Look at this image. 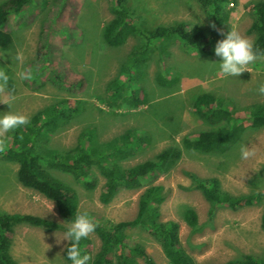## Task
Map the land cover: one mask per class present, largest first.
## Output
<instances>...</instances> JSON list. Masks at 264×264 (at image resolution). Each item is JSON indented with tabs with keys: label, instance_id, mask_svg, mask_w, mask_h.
<instances>
[{
	"label": "rangeland",
	"instance_id": "1",
	"mask_svg": "<svg viewBox=\"0 0 264 264\" xmlns=\"http://www.w3.org/2000/svg\"><path fill=\"white\" fill-rule=\"evenodd\" d=\"M207 1L126 0L137 32L114 47L105 44L101 35L103 24L111 17L107 0H29L17 16H8L3 24L11 43L0 51V70L10 77L8 91L15 96L11 110L31 116L58 99H66L73 106L72 118L44 143V147L58 151L76 147V136L86 126L96 128L100 141L131 129L135 136L141 135L144 139L127 147L121 159L125 166L152 159L167 145H179L186 133L209 129L211 126L196 115L193 107L196 96L203 93L218 100L220 103L215 104L237 120L246 118L256 104L264 102V95L258 91L264 84V58L249 65V72L224 77L220 74V58L215 55L214 47L223 39L217 29L225 33L236 29L253 40L254 34L247 32V28L252 21L250 8L255 0L229 2L226 5L228 22L215 29L208 21ZM175 21L200 26L211 54H199L181 41L167 43L165 40L160 51L150 50L156 41L146 48L144 34ZM134 48H146L140 52V58L146 61L138 67L141 73L132 67L129 74L122 73L127 79L122 84L124 94H142L143 104L117 105L113 99L117 98L109 95L106 84L120 75L121 66L127 64L128 54ZM27 69L33 71V78L19 79L18 73ZM157 76L163 81L158 82ZM170 78L172 82L167 81ZM116 81L120 84L119 76ZM6 98L7 94H0V100ZM8 110L9 106L0 102V114ZM244 123L238 139L225 151L202 152L182 147L180 157L168 171L150 173L136 188H121L107 203L98 199L105 178L96 166L90 167L96 177L95 186L87 190L69 173L49 163L51 174L76 190L78 208L99 221L85 246L87 254L92 259L105 255L107 226L133 218L140 192L147 186L161 185L159 219L178 223L180 243L194 264H222L243 256L264 264L261 227L264 127L251 128ZM242 143L256 150L254 158L241 159ZM16 169L15 162L0 158V212L30 213L51 219L60 227L47 231L22 224L15 226L9 246L13 259L16 264H69L62 255L66 240L57 243V238L63 236L71 222H64L57 215L51 200L22 186L16 179ZM204 177L217 178L220 189L231 195L257 194V197L237 208L218 204L209 214L208 202L194 186L196 179ZM51 205L55 215L47 212ZM186 207L196 213L194 228L183 221L182 212ZM121 240L126 248L145 250L155 264H169L157 241L144 229L126 228ZM109 259L114 262L113 254ZM137 261L144 264L140 257Z\"/></svg>",
	"mask_w": 264,
	"mask_h": 264
},
{
	"label": "trees",
	"instance_id": "2",
	"mask_svg": "<svg viewBox=\"0 0 264 264\" xmlns=\"http://www.w3.org/2000/svg\"><path fill=\"white\" fill-rule=\"evenodd\" d=\"M29 0H1L0 1V51L7 49L11 43L8 31L3 28L8 16H17ZM108 10L111 17L103 24L101 35L108 46H119L126 39L137 32L134 21L130 18V9L126 0H107ZM204 1V0H198ZM232 0H208V21L215 26H221L229 20V8L226 5ZM208 3V4H207ZM252 21L247 32L254 34V45L260 55L264 54V0H255L250 8ZM145 35V45L156 41L152 50L163 49V41L178 42L193 48L197 53L210 55L212 50L206 43V35L197 24L186 21H175L166 26H156ZM171 45V43L169 44ZM134 48L127 57V64L120 68L119 80L114 77L107 82L106 88L109 95L116 97L117 105L122 103L129 107L143 104V95L138 92L124 94L125 88L122 73L131 71V67L138 69L144 66V58H140L142 51ZM158 82L163 79L156 77ZM172 82L170 78L167 80ZM165 82V81H164ZM112 85V86H111ZM112 87V88H110ZM211 100L213 104H211ZM208 94L196 96L193 107L196 115L203 119L211 127L206 130L186 133L181 137V143L170 144L158 151L152 159H147L134 165L125 166L121 159L126 155V149L132 142L143 140L139 135L135 136L131 129L111 137L106 141H100L96 128L83 127L76 136V147L58 151L44 147L49 135L61 126L67 124L72 118V108L66 99H58L42 110L36 111L30 116V124L9 134V146L6 152L0 153V158L17 164L16 179L24 187L31 188L45 198L52 201L57 215L64 222H72L78 208V195L76 190L68 183L55 177L49 171V165L69 173L76 182L87 190L94 188L96 177L91 172L92 166H96L99 173L105 178L98 199L101 203H107L121 188H136L140 186L141 179L152 172L168 171L180 157L182 147L189 150L202 152L225 151L233 144L245 128L244 121L251 128L264 127V102L256 104L255 109L246 118L233 117L230 112L217 105L218 102ZM217 103V104H215ZM50 163V164H49ZM49 164V165H48ZM194 186L200 189L205 201L208 202V213L222 204L229 208H237L241 205L250 204L257 194L231 195L220 189L215 177L196 179ZM163 195L161 185L145 187L137 199L136 213L129 220L118 221L109 224L105 231L106 254L100 258H94L89 264H139L140 257L144 264H155L145 250L126 248L122 244V234L126 228L139 227L147 231L159 244L160 249L169 264H194L192 257L182 247L178 234V223L175 220L159 219V203ZM89 213V212H88ZM90 214V213H89ZM91 215V214H90ZM92 216V215H91ZM183 221L194 228L197 216L193 208L186 207L182 212ZM39 227L43 230H53L60 225L38 215L18 212H0V264H16L10 251V235L17 225ZM261 227L264 229V215L261 217ZM67 231V227L65 228ZM88 238L81 241L82 253H86L85 246ZM68 241L62 251L64 259H67L66 249ZM113 254L114 262H109ZM259 260L243 256L242 258L229 259L222 264H259Z\"/></svg>",
	"mask_w": 264,
	"mask_h": 264
},
{
	"label": "clouds",
	"instance_id": "3",
	"mask_svg": "<svg viewBox=\"0 0 264 264\" xmlns=\"http://www.w3.org/2000/svg\"><path fill=\"white\" fill-rule=\"evenodd\" d=\"M210 26L214 29L216 27L215 24ZM217 31L223 36V39L218 40L214 47L215 55L220 58L219 71L222 76L238 77L245 71L249 72V65L257 59L264 58L255 48L254 41L242 35L238 30L231 29L226 33L219 29ZM33 76L34 73L31 69L18 73L21 80H31ZM9 79L8 74L0 70V94H7V98L0 100V102L9 106L8 111L0 114V153L7 151L10 133L30 124L29 115L11 110V104L15 100V96L8 91ZM258 91L264 95V84L259 86ZM240 156L243 160H249L256 156V150L242 143L240 145ZM259 170L256 169L255 171ZM47 212L55 215L53 205ZM98 225L99 221L95 220L86 210L77 211L74 220L67 225V231L62 237L57 238V243H60L61 240L68 241L66 254L71 264H89L92 256L82 253L81 241L89 238Z\"/></svg>",
	"mask_w": 264,
	"mask_h": 264
},
{
	"label": "crops",
	"instance_id": "4",
	"mask_svg": "<svg viewBox=\"0 0 264 264\" xmlns=\"http://www.w3.org/2000/svg\"><path fill=\"white\" fill-rule=\"evenodd\" d=\"M264 55V54H263Z\"/></svg>",
	"mask_w": 264,
	"mask_h": 264
}]
</instances>
